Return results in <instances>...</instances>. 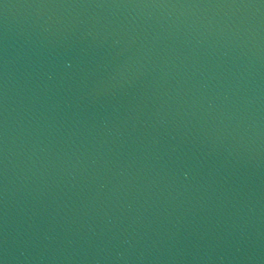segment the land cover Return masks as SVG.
Returning a JSON list of instances; mask_svg holds the SVG:
<instances>
[{"label":"water","instance_id":"water-1","mask_svg":"<svg viewBox=\"0 0 264 264\" xmlns=\"http://www.w3.org/2000/svg\"><path fill=\"white\" fill-rule=\"evenodd\" d=\"M0 264H264V0H0Z\"/></svg>","mask_w":264,"mask_h":264}]
</instances>
